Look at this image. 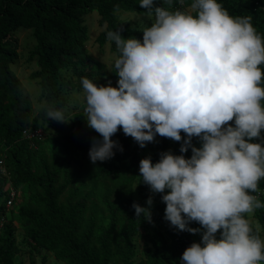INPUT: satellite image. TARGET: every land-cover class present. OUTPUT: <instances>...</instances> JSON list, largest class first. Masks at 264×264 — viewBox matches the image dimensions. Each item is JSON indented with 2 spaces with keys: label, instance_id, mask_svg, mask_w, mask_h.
Returning <instances> with one entry per match:
<instances>
[{
  "label": "trees",
  "instance_id": "16d2710c",
  "mask_svg": "<svg viewBox=\"0 0 264 264\" xmlns=\"http://www.w3.org/2000/svg\"><path fill=\"white\" fill-rule=\"evenodd\" d=\"M163 7L164 0H155ZM191 0H172L173 9L187 10ZM232 16H250L257 32L264 37V0H219ZM99 13L102 31L96 42L103 51L113 52L111 68L89 54L91 31L86 16ZM148 14L140 0H0V158L10 171V180L25 199L11 208L9 181L0 173V264H18L15 222L24 230L30 264L40 256L48 264L51 253L55 260L66 264H182L184 250L203 232L181 231L165 219L166 204L157 193L150 206V221L136 216V202L148 208L150 187L142 182L139 162L151 157L153 163L160 154L192 155L191 147L180 152L182 140L174 141L156 135L142 148L121 129L112 136L122 146L113 149L115 155L92 163L89 150L99 133L87 126L86 116L79 111L73 92H83L81 78L118 79L113 66L117 54L114 42L106 39L109 30H122L125 38L142 39V29L123 22L119 12ZM148 24L147 26H150ZM33 30L36 47L32 52L37 70L31 78L40 84L38 105L34 107L12 64L20 57L19 28ZM264 69V65H261ZM117 86V84L115 85ZM45 105L62 110L64 122L51 135L55 119L47 118ZM234 124L233 122H230ZM26 129H41L39 138L25 136ZM264 139V130L261 132ZM46 141V143H45ZM255 142H261L256 140ZM54 143V145H52ZM56 143V144H55ZM192 145L201 142L193 137ZM47 145H51L49 153ZM256 193L262 203L264 179ZM259 227L249 219L254 233L264 239V208L253 214ZM147 232L150 245L139 250L137 237ZM58 261V262H59Z\"/></svg>",
  "mask_w": 264,
  "mask_h": 264
},
{
  "label": "clouds",
  "instance_id": "9594fccd",
  "mask_svg": "<svg viewBox=\"0 0 264 264\" xmlns=\"http://www.w3.org/2000/svg\"><path fill=\"white\" fill-rule=\"evenodd\" d=\"M140 0L154 16L142 39L109 30L117 54V86L82 77L87 126L99 133L89 150L92 163L112 158L122 146L112 136L122 128L140 147L156 135L181 141L180 152L142 158V182L161 193L165 219L196 234L182 264H264V239L248 216L264 208L256 193L264 179V37L250 16H232L219 0H191L188 10ZM181 3L184 0H180ZM47 118L68 122L62 110L45 105ZM230 123V122H233ZM193 137L201 144L192 145ZM260 140L261 142H255ZM134 202L136 216L151 221Z\"/></svg>",
  "mask_w": 264,
  "mask_h": 264
},
{
  "label": "rangeland",
  "instance_id": "374dc122",
  "mask_svg": "<svg viewBox=\"0 0 264 264\" xmlns=\"http://www.w3.org/2000/svg\"><path fill=\"white\" fill-rule=\"evenodd\" d=\"M188 10V9H187ZM87 18V26L89 30L91 31V39L88 43L89 48V54L93 56L94 58L98 59L99 61H105L106 68H111V61L109 59L112 58L113 52L109 48L102 49V47L96 42L97 36L102 31V27L99 25V13L97 11H94L86 16ZM119 18L125 22L129 23L133 26H137L139 28H144L148 24L152 23L154 20V16H149L148 14H136V13H129V12H119ZM17 35L20 40V57L19 60L12 64V68L17 71L18 76L20 80L22 81L23 88L29 93L34 107H37L38 103V96L40 93V84L31 78V73L35 70H37V65L35 62V59L32 58V52L34 51L36 47V41L33 37V30L27 29V28H19L17 31ZM118 79H112L109 77H106L102 80H94L93 82L97 83L98 85H107L109 82H111L112 86L115 87L117 84ZM73 96L75 98V101L79 103L78 110L84 112V93H78L73 92ZM58 123H54V127L51 129V135L57 134V129L59 126L63 123L62 121H57ZM60 124V125H59ZM69 128V122H64L63 128L61 132L68 130ZM46 143V141H45ZM56 144V143H55ZM54 145V143H52ZM49 153H51L52 146L47 145ZM18 200L15 205L12 206L14 210H16L25 200L23 198V193L18 192ZM157 193H153L151 190L149 191V196L153 198V201H155ZM261 197H264V192L262 193ZM11 208V207H10ZM250 220L256 224L257 227H259V223L257 220L254 219L253 214L250 215ZM16 226V246H17V254L15 257V261L18 264H30V254L28 253V246L26 242L24 241V230L23 228L18 225L15 222ZM152 223L150 221L149 229H151ZM202 239V232H200L197 235V242H201ZM137 243L140 251H143L147 246L150 245L149 242V235L147 232H144L142 235L137 237ZM50 254V257H48V264H66L63 261L55 260L54 256ZM36 264H43L41 257L38 256L35 259ZM59 261V262H58Z\"/></svg>",
  "mask_w": 264,
  "mask_h": 264
},
{
  "label": "built area",
  "instance_id": "2783aa9c",
  "mask_svg": "<svg viewBox=\"0 0 264 264\" xmlns=\"http://www.w3.org/2000/svg\"><path fill=\"white\" fill-rule=\"evenodd\" d=\"M24 134L28 138H36V137L40 138L41 135L43 134V131L41 129H37V130L26 129L24 131ZM0 173H2V175L9 181L8 188L10 190V199L7 203V206L8 208H10L13 205L14 201L17 199L19 193L10 180V171L6 167V163L3 158H0Z\"/></svg>",
  "mask_w": 264,
  "mask_h": 264
}]
</instances>
